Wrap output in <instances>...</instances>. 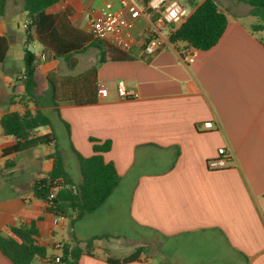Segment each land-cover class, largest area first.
I'll return each instance as SVG.
<instances>
[{
    "label": "crops",
    "instance_id": "crops-1",
    "mask_svg": "<svg viewBox=\"0 0 264 264\" xmlns=\"http://www.w3.org/2000/svg\"><path fill=\"white\" fill-rule=\"evenodd\" d=\"M104 1L59 0L33 24L25 0H0V235L13 236L11 227L34 222L47 252L32 264H61L57 243L77 240L84 247L91 239L94 254L83 253L78 264H112L106 256L123 259L137 250L138 259L119 264H264V30H252L257 19L251 6L216 0L228 24L209 50L178 42L148 55L140 37L144 19L135 23L129 51L93 38L90 15ZM202 1L187 0L189 13ZM187 48L193 62L186 60ZM27 50L39 59L35 100L26 95ZM94 67L95 86L105 83L107 98L54 103L49 74L76 78ZM120 83L137 96L121 98ZM37 109L54 112L67 126L79 172L78 154H94L91 139L111 142L103 156L115 166L118 183L73 224L70 215L55 224L59 214L47 212V202L33 190L54 169L55 143L3 156L17 139L4 134L2 116ZM208 121L213 128L203 127ZM51 127L33 135L53 132ZM221 147L228 167L208 169ZM64 172L81 182V173L74 182ZM126 223L149 239L130 252H113L111 240ZM0 264H14L1 249Z\"/></svg>",
    "mask_w": 264,
    "mask_h": 264
},
{
    "label": "trees",
    "instance_id": "trees-1",
    "mask_svg": "<svg viewBox=\"0 0 264 264\" xmlns=\"http://www.w3.org/2000/svg\"><path fill=\"white\" fill-rule=\"evenodd\" d=\"M59 0H25V8L28 10L33 24L36 16ZM148 1V0H145ZM251 6V14L257 22L252 25L255 32L264 30V0H241ZM195 9L189 13L185 21L170 35L173 44L186 42L189 46L200 50H209L221 38L228 24L227 14L220 9L216 0H203L193 3ZM38 56L27 50L25 55V87L26 95L36 98L38 82L36 72L38 69ZM96 67L90 69L79 77L65 78L55 73L48 76L52 87V98L58 106L62 102H72L76 105H88L97 102V86H95ZM94 86L95 93L91 94ZM1 125L5 135L14 136L16 144L3 149V156L10 153H18L39 145H47L56 142L52 131L47 134L34 136L33 132L42 127H51V119L40 109L34 113L26 111L20 113L12 111L4 114ZM93 142L94 154L84 157L78 154L81 173V182L74 184L64 172L62 161L56 156L54 169L48 177L37 180L33 185L35 196L47 202V212L59 215H70L71 224L77 218L96 210L111 194L118 183L119 175L113 163L106 162L104 152L111 149V142L102 144L98 140ZM62 178V182H59ZM51 192L54 198L49 199ZM13 236L0 235V249L14 264H32L35 257H45L47 248L38 243V230L35 223L23 224L11 227ZM98 238V237H96ZM93 240L86 242L84 247L79 241L74 244L62 246L61 264H78L83 253L94 254ZM140 251L134 252L123 259L106 256V261L112 264L129 262L138 259Z\"/></svg>",
    "mask_w": 264,
    "mask_h": 264
},
{
    "label": "built area",
    "instance_id": "built-area-1",
    "mask_svg": "<svg viewBox=\"0 0 264 264\" xmlns=\"http://www.w3.org/2000/svg\"><path fill=\"white\" fill-rule=\"evenodd\" d=\"M188 15L187 6L179 0H148L143 3H138L136 0H105L97 11L90 15V32L97 41L110 42L120 49L129 51L136 41L135 23L144 19L147 21V26L141 32L140 37L144 43V51L148 55H153L166 44L173 45L170 35ZM165 27L167 28L166 33L163 32ZM185 57L188 62L194 61L191 48L185 49ZM117 91L123 99L137 96L134 92L127 91L122 83L118 85ZM108 95L107 85L103 82L97 84V96L104 99ZM203 127L213 128V123L204 122ZM228 161L227 150L221 147L218 149L217 156L207 161V167L210 170L224 169L228 167ZM54 196L55 193L51 192L49 199ZM65 218L64 215H56L54 223L58 224ZM56 248L62 249V245L57 243ZM57 260L60 261V256Z\"/></svg>",
    "mask_w": 264,
    "mask_h": 264
},
{
    "label": "rangeland",
    "instance_id": "rangeland-1",
    "mask_svg": "<svg viewBox=\"0 0 264 264\" xmlns=\"http://www.w3.org/2000/svg\"><path fill=\"white\" fill-rule=\"evenodd\" d=\"M181 3L188 5L187 0H179ZM188 11H191V7H188ZM47 114L51 119V130L56 137V142L53 145L52 149L57 152V155L62 161L63 169L69 173L70 177L74 182L78 181L80 172L76 166V161L74 158V154L71 151L70 142L68 141V137L66 136L67 126L63 124L58 116L54 114V112L48 111ZM81 153L80 151H77ZM31 172L29 176H32ZM27 178V177H25ZM146 239H149V235L145 230H140L132 227L129 223H126L125 231L119 235V238H115L111 240L109 246H111V250L117 253L130 252L133 244H143ZM103 244H106L102 241ZM103 248V246L101 247Z\"/></svg>",
    "mask_w": 264,
    "mask_h": 264
}]
</instances>
